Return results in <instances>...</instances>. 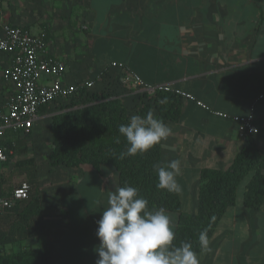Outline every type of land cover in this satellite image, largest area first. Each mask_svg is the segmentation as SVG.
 <instances>
[{
  "label": "crops",
  "instance_id": "0c3cea01",
  "mask_svg": "<svg viewBox=\"0 0 264 264\" xmlns=\"http://www.w3.org/2000/svg\"><path fill=\"white\" fill-rule=\"evenodd\" d=\"M36 1L33 5V0H4L5 18L31 33H46L44 55L65 65L63 83L101 74L90 90L133 104L139 90L131 84L121 89L128 71L145 85H169L189 93L208 108L180 98L178 117L166 122L172 135L161 143V163L181 162L177 181L182 210L191 213L196 208L201 169H226L245 145L234 123L212 112L245 116L253 106L258 132L252 138L264 156V95L256 100L264 92V0H80L74 23L45 20L43 2ZM10 60L0 53L4 107L15 92L1 79ZM111 63L123 64V72L111 69ZM107 90L115 92L107 96ZM42 111L29 132L32 137L61 112ZM23 136L6 130L0 142H10L13 152ZM115 188L117 175L110 167L101 166L99 172L88 165L65 168L57 187L50 186L46 193L39 190L44 236L22 240L16 233L1 251L46 248L48 264H95L96 221L108 207V192ZM241 199L222 216L210 239L211 250L197 252L200 264H264V211L244 207ZM0 222L4 233L6 224ZM171 222L175 231L177 220Z\"/></svg>",
  "mask_w": 264,
  "mask_h": 264
},
{
  "label": "trees",
  "instance_id": "16d2710c",
  "mask_svg": "<svg viewBox=\"0 0 264 264\" xmlns=\"http://www.w3.org/2000/svg\"><path fill=\"white\" fill-rule=\"evenodd\" d=\"M89 91H81L66 99L70 103L51 118L52 150L48 158L51 166L75 169L88 165L98 172L101 166L114 169L117 188L133 186L139 196L148 201L149 209L164 208L167 213L177 215L173 245L190 242L196 252H200V232L206 230L211 239L224 213L234 206L235 190L245 178L248 181L244 186L243 206L264 211V156L258 152L252 137L245 139V145L226 169H201L196 208L194 212H185L181 209L178 194L156 187L158 181L154 165L163 166L160 154L162 142L143 155H126L128 145L118 131L119 126L128 123L130 118L125 106L119 99H107ZM179 99L169 93H157L139 107L137 115L145 116L152 112L164 123L173 121L179 115ZM44 108H40L39 113ZM0 147L7 153L10 142H0ZM10 157L8 155V159ZM37 181L33 169L27 176V199L0 211V221L6 224L4 233L0 231V264H48L46 248L11 253L1 251V247L5 246L2 244L13 242L16 233L18 237H23L22 240L44 236ZM14 188L11 177L0 175V197H8Z\"/></svg>",
  "mask_w": 264,
  "mask_h": 264
},
{
  "label": "clouds",
  "instance_id": "9594fccd",
  "mask_svg": "<svg viewBox=\"0 0 264 264\" xmlns=\"http://www.w3.org/2000/svg\"><path fill=\"white\" fill-rule=\"evenodd\" d=\"M119 133L127 142L126 155H143L172 135V129L152 112L145 116L132 115L121 124ZM181 162L171 160L167 165H154L158 189L179 194L177 181ZM108 207L96 221L99 244L95 264H200L190 242L173 245L175 233L170 216L164 208L151 210L148 201L138 194L137 188L123 186L108 192ZM201 253H207L210 240L207 231L198 237Z\"/></svg>",
  "mask_w": 264,
  "mask_h": 264
},
{
  "label": "built area",
  "instance_id": "2783aa9c",
  "mask_svg": "<svg viewBox=\"0 0 264 264\" xmlns=\"http://www.w3.org/2000/svg\"><path fill=\"white\" fill-rule=\"evenodd\" d=\"M3 2L0 0V53L11 57L10 64L1 72V79L11 84L15 92L6 106L0 105V139L6 130L22 132L27 135L36 121L42 107L71 98L81 91H89L95 82L101 79L98 74L94 79H88L75 84H65L62 77L66 71L65 65L50 56L44 55L46 33L30 31L10 24L3 11ZM111 69L123 72L124 66L120 63H111ZM45 77L46 83L41 80ZM122 81L127 85H134L141 94L153 96L157 93H169L181 99L194 101L203 109L208 108L199 101H195L189 93L172 88L169 85H145L135 74L124 71ZM264 92L256 100L263 98ZM245 116H231L212 112L220 118L231 120L239 138L246 139L257 134L258 129L253 123V106ZM12 151L0 147V163L8 160ZM29 185L26 181L20 182L8 197H0V211L10 208L15 202L27 199Z\"/></svg>",
  "mask_w": 264,
  "mask_h": 264
},
{
  "label": "rangeland",
  "instance_id": "374dc122",
  "mask_svg": "<svg viewBox=\"0 0 264 264\" xmlns=\"http://www.w3.org/2000/svg\"><path fill=\"white\" fill-rule=\"evenodd\" d=\"M33 1V5L38 4V1ZM42 2L43 3L40 7L44 9L43 16H45V20L47 18L48 20L52 19L55 23H65L66 20L74 23L78 13L77 9L80 7V0H42ZM51 4L53 6L52 9H50ZM36 10L39 12L43 11H41L39 8H36ZM65 10H67V12H65ZM123 86H125V84H123ZM121 89L125 91L128 88H126L125 86ZM107 91L108 92L104 93L107 96H111L115 92L113 90ZM89 93H96V89L94 88L93 90H90ZM149 97L150 96H144L141 93H137V102L133 104L124 103L128 115L130 117L132 115H137V110L148 100ZM69 103V100H62L52 103L46 108V110L44 109L42 113H55L56 111H60ZM51 118L52 117H50L49 119L50 122ZM47 125V127H43V130L38 133L39 135L37 134V137H32V133L23 136L20 139L19 145H16L8 161L5 164L0 165V175H2L3 177H11L12 187H16L22 181H27V176L31 171H33V169L34 171H36L39 190L41 189L46 193V191H48L47 189L50 186H58L59 179L62 176V173L65 171V167H56L49 164L48 158L52 150V143L50 123ZM247 181L248 179L245 178L235 190V202L237 204L240 203V199L243 197V187L245 186ZM195 203L192 202L191 207L193 204L195 206ZM167 214L171 219L177 220L176 214ZM220 223L221 222H219V224ZM217 233H219V231Z\"/></svg>",
  "mask_w": 264,
  "mask_h": 264
}]
</instances>
